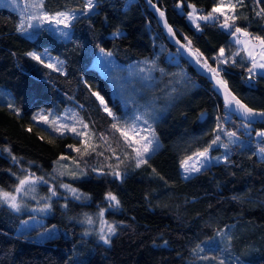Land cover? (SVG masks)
Listing matches in <instances>:
<instances>
[{
  "label": "trees",
  "instance_id": "1",
  "mask_svg": "<svg viewBox=\"0 0 264 264\" xmlns=\"http://www.w3.org/2000/svg\"><path fill=\"white\" fill-rule=\"evenodd\" d=\"M151 2L164 13L177 38L199 53L195 56L202 65L207 63L205 68L215 69L218 79L226 81L246 106L264 112V73L252 72L255 80L245 81L250 62L230 38L235 27L264 38V0H229L230 6L235 5L228 12L230 28L221 27L224 16L212 13L222 0ZM189 5L201 15L218 14L219 20H203L197 29L187 20ZM43 6L49 13H79L67 38L46 27L30 28L26 34L18 30L20 14L0 7V189L13 192L26 175L53 176L55 184H68L88 200L59 193L45 226L60 233L44 240L23 229L29 219L26 213L0 201V264H193L200 248L205 247V254L207 248L217 249L207 242L221 231L226 232L228 246L220 261L264 264V154L259 151L264 140L254 137L264 131V119L245 123L231 113L207 78L169 43L143 0H96L90 13L83 12V0H44ZM101 49L111 53L117 67L158 54L165 72L161 80L173 79L174 73L183 75H176L182 87L176 82L170 96L162 94L159 81L134 97L136 109L140 102L146 111L155 106L152 128L159 141L140 167L133 148L93 95L98 93L119 120L133 119L136 110L123 108L107 76L93 65ZM29 53L39 55L43 63ZM43 53L57 58L62 70L45 67ZM170 53L178 60L168 58ZM39 110H51L53 116L75 112L94 135V145L82 152L74 134L33 120ZM229 132L236 133V141L226 140ZM217 135L225 149L212 144ZM205 149L215 160L182 178L183 159ZM62 156L73 158L88 175L78 180L58 175ZM95 166L106 173L96 175L91 169ZM114 169L119 178L110 177L108 171ZM39 189L48 194V188ZM108 193L119 200L117 211L108 210ZM100 209H106L105 218L116 226L108 245L85 237L80 224Z\"/></svg>",
  "mask_w": 264,
  "mask_h": 264
},
{
  "label": "rangeland",
  "instance_id": "2",
  "mask_svg": "<svg viewBox=\"0 0 264 264\" xmlns=\"http://www.w3.org/2000/svg\"><path fill=\"white\" fill-rule=\"evenodd\" d=\"M35 2H38V0H0V7H8V8H11V9L17 11L21 16L22 22L25 23V26L27 25V23H32L33 25H35L37 23V21L28 20V16L30 14H33V13L38 11L36 8L31 7V5ZM43 2H44V0H43ZM83 3H84V0H83ZM42 10L44 12H46L49 16H55L57 13H59V12L49 13L44 9V6H43ZM222 11L225 13L226 16H228V12L231 11V6L229 4V0H223ZM62 12H70L76 16L79 14L78 12H73V11H62ZM83 12H85L84 8H83ZM86 13H90V12H86ZM190 13H193V7L189 8V11L187 12L186 17H187V20L189 21V23H191V25L196 27V24L193 23V20L190 19V17H189ZM217 13L220 14L219 12H217ZM195 15L196 16H205V15L199 14L197 12L196 8H195ZM73 21L74 20L71 21L69 27H67V28H65L63 26V24L56 25V24H49L47 22H45L42 27H46L49 31H52L55 35L63 37V39H64V37L67 38L69 36V34H68L70 32L69 29H70ZM201 21H203V19L197 20L196 23H199ZM29 29L30 28H27L26 31H24V33L27 34ZM61 32L67 33V37L64 35H61ZM254 42L260 44V42L257 40H255ZM161 49H162V45L159 44L158 51L160 52ZM157 55L154 57V59L140 60V61L134 62L130 65L124 66V67H117L116 64L114 63V58L112 56H105L104 51H103V53L99 52L97 54L95 60L93 61V65L96 66L109 79V81L111 83V88H112L113 94L117 95L120 98L121 103L123 105V108L126 106L127 107L131 106L133 109L136 110L133 119H131L129 121H123V120L121 121L113 113L110 116L114 119L116 128H117V130L119 129L118 130L119 133L121 134L122 131L127 133V137H128L127 140H126L124 135H121V136H122L123 140L130 147L133 148V151H134V149H142V146L144 144H147L148 140L152 141L151 148L149 149L148 153L145 154V157H144L145 159L159 145V141H158L156 134L152 128V120L155 116V112H154L155 106L154 105L149 106V109L146 111L145 110L146 104L144 102H140L139 108L136 109L133 106V101L135 100L134 97L137 94V92L144 90L146 87L151 86L155 82H159V81L161 82L162 94L164 96H170L171 94H173L176 91L177 84H175V83L176 82H178L179 84L181 83V81L179 82V81L175 80L176 75L178 76V78L183 76L182 74L174 73L176 75L173 76L174 77L173 79H171V80L167 79L165 81L161 80V77L165 74V72H164V69L158 64ZM169 56L170 57H168V58H171L172 54L170 53ZM41 57H43V59L45 60V62L47 64L53 65V67H51V68L60 69L59 71L62 70L61 69V67H62L61 63L57 58H55L52 55L47 54V53H43L41 55ZM174 59L178 60L177 57L171 58V60H174ZM141 69H143V71H141ZM181 87H182V85L180 84V88ZM1 98H2V96L0 95V99ZM99 103H100V101H99ZM100 105L105 110L106 104L102 105L100 103ZM36 114H35L36 116H44L47 118L48 122H45L44 120H41V119H37L36 121H38V122H40V123H42L48 127L53 128L54 126H53L52 121H55V123H54L55 128L62 131V132L68 131L71 134H74L75 136H77L75 134V132L83 133L82 135L77 136L80 139V144H81L80 148H81L82 152H86L85 150H87L88 148H90L91 146L94 145V143H95L94 135L91 133V131L88 128L84 127L85 124L80 119H78L75 112L63 111L60 115L53 116L54 113L51 110L47 111V113L44 110H39L38 112H36ZM63 126H66V127H63ZM71 128H75V132L70 131L69 129H71ZM133 129H134V131H133ZM246 129H249V126H247ZM258 132H262V131H257L255 133V136H254L255 140H257V141L264 140V137L257 136ZM142 137H145L146 139L142 140L141 139ZM226 140L228 142H234V141H236V137H233L231 139L229 137H226ZM216 145L220 146L221 149H225V146H224L225 144L223 142L218 141L216 143ZM199 152H203V151H199ZM209 156H210L209 153H207V159H205V158L197 156V153H195V154H192V155L184 158L182 162L188 160L189 166L192 165L193 163H196L198 167L200 166V164H203L204 167H206L211 162V160H215L214 158H210ZM134 157H135V161H136V157H137L136 151H134ZM189 157H191L192 159L189 160ZM74 164H75V161L73 158H70L69 160L63 159L60 162H58V164H57L58 167L56 169V172L58 173V175L60 173V175L67 180L83 179L85 176L88 175L86 169L80 168ZM181 165H182V163H181ZM181 165H180V172H181L182 178H184L185 176H188V178H189V177L195 175L196 172L186 173L184 168L181 167ZM91 169L96 173V175H102V173H106V171H103L102 169H100L99 166L98 167L97 166L92 167ZM114 172H118V171L116 169L108 171V173H110V177L117 178L115 175L112 174ZM61 173H63V174H61ZM33 178H37V177H33ZM54 178L55 177L50 176L47 179H43V181H47V183L38 182L37 184H35L34 185V187H35L34 192H29L27 194H17V193H15V190L13 192H9V193H13V194L17 195V201L21 205L20 210L15 211V212L21 213V214L26 213L29 217V219L24 222L23 229L26 232L32 233L35 238L41 239V240H44L48 237H52V236L60 233V230H58L55 227L48 229L45 226V218L47 216H49L51 214V211H52L51 210L52 201L57 195H59V193H62L63 195L71 197L77 201L85 202L88 200L85 195L79 193L76 190V195H78L80 197L79 199H77L76 195H74L68 189H65L64 187H62V185H64L65 183L60 182L58 184H55ZM41 186L48 188V194H42L41 193V190L39 189V187H41ZM50 189H54L57 194L52 195V192L50 191ZM106 201L108 204V210H111V211H117L118 210V207H116L113 204V202H110L107 199H106ZM3 204L8 207V205L6 203H3ZM101 211H103L102 217L100 215ZM105 212H106V209H100L96 213L86 215V217L81 221L80 224H82L84 226L85 237L94 238L98 243L103 244V245H108V244H104V242L100 239V234H101L102 228L104 229V234L108 235L107 230H106V224L103 222H107V224H111L114 226H115V224L108 221L105 218ZM89 217L92 218V221H93L92 224H88L86 222ZM115 228H116V226H115ZM85 233H88V234L86 235ZM225 233H226L225 231L217 232L215 234V236L212 237V239L207 242V245L209 247H211V246L217 247V249L207 248L208 252H206V253H208V254L202 253L205 250V247H202L203 251L198 250L194 254L195 260H194L193 264H220V259H222V257H224V255H225V254L223 255L222 251L224 249H226V247L228 246V241L224 237ZM112 236L113 235H111L109 237V239ZM215 251L217 253H215ZM213 253H215V254L211 255ZM202 256H206L207 259H201L200 257H202ZM213 259H214V261H212Z\"/></svg>",
  "mask_w": 264,
  "mask_h": 264
},
{
  "label": "snow or ice",
  "instance_id": "3",
  "mask_svg": "<svg viewBox=\"0 0 264 264\" xmlns=\"http://www.w3.org/2000/svg\"><path fill=\"white\" fill-rule=\"evenodd\" d=\"M149 2H151V0H149ZM222 5H223V0H222L221 4L217 5L216 7H214L212 9V13L219 12L220 15H223L225 17V22L223 24H221V27H223V28L233 27V25H229L227 23V21L229 20V17L226 16L225 13L222 11ZM95 6H96V0H84V10H85V12H91L94 9ZM31 7L36 8L38 11L33 13V14H30L28 16V20H30V21L31 20H35V21H37V23L35 25H33L32 23H27V25L25 26V23L22 22L19 25V29H18V30H20L22 32L26 31L27 28L42 27L45 22H47L49 24H56V25L63 24V26L65 28H67V27H69V25H70L72 20L77 19L76 15H74L73 13H70V12H59L55 16H49L46 12H44L42 10L43 9V0H38V2L33 3L31 5ZM153 7H155V5H153ZM189 7H193V13H190L189 17H190V19L193 20V23L196 24L197 29H199V27H200V25L198 23H196L197 20L203 19L205 21H208V20H215L216 19V17L213 16L212 13H209L206 16H196L195 15L194 6L189 5ZM231 7L235 8V5H232ZM157 11H159V9H157ZM261 12H264V9H261ZM261 12H258L257 15H260ZM160 16H161V18H163V16H164V13L162 11L160 12ZM232 19H235V17H232ZM165 27L168 29L169 34H172V29L170 27H168L167 23H165ZM236 33H241L245 37L250 36V33H248L247 31L242 30L240 27H235L234 28L233 35L235 36ZM61 35L67 36V33L61 32ZM252 39L259 41L260 45L264 46V38H261L259 36H255V37H252ZM235 42L237 44H245V45L250 43V41H241L238 37H236ZM190 43L191 42L189 41V44ZM181 47H183V45H181ZM224 51L225 50L223 48L220 49V55L221 56L224 55ZM101 52L103 53V49H101ZM29 55L32 57V59L43 63V61L41 60L39 55H37L35 53H29ZM104 55L105 56H111V53H104ZM193 55L198 56L199 53L195 52V53H193ZM249 56L252 57V53L251 52H249ZM262 58H264V57H262ZM252 60H253L252 67L248 68L249 73H252L253 69L257 68V67H259L261 69H264V63H260V64L256 63L254 57H252ZM197 62L198 63L200 62L199 59H197ZM221 62L222 63H226L227 61H221ZM44 66L45 67H53V65H51V64H45ZM203 66L204 67H208L206 62L204 63ZM53 70L59 71L60 69L53 68ZM208 70L212 71L214 73V78H215V76L219 75V73L215 69L208 68ZM141 71H143V69H141ZM217 83L225 90V104H226V106L230 107L233 104V102H234L235 105L237 106V111L246 120H251L253 117H256V116L264 117V112H255V111H253V109L248 108L246 105L242 104L239 100L236 99L235 96H232L231 93L228 92V90H227V82L226 81L217 80ZM93 95L96 96V98L100 101V103L102 105L105 104L104 99L98 93H93ZM105 111H107L109 115H112L111 110L108 109L106 105H105ZM37 119H41V120H44L45 122H48L47 118L44 117V116H33V120H37ZM52 123L54 124L55 121H52ZM63 127H66V126H63ZM84 127L87 128L88 126L84 125ZM113 127L115 128L116 125L113 124ZM245 127H247V125H245ZM55 130H57V129L54 128V131ZM69 130L75 132V128H71ZM133 131H134V129H133ZM75 134L77 136H79V135H82L83 133L75 132ZM61 135H63V133H61ZM121 135H124L126 140L128 139L126 132L122 131ZM227 135H228V137L230 139L233 138V137H236V133L235 132H229V133H227ZM257 136L264 137V131L258 132ZM141 139L143 140V139H146V138L142 137ZM219 140H220V137H219V135H217L215 137V139L212 141V144H216ZM151 145H152V141L148 140L147 144H144L142 146V149H134V151L137 152L136 167H140L141 164L147 163V160L144 157H145V154L148 153L149 149L151 148ZM224 146L227 147V145H224ZM77 151H78V149H77ZM259 151H260L261 154H264V147H261L259 149ZM207 153H208V149H205L203 152L197 153V156L207 159ZM15 159L16 158L13 157L14 161H15ZM61 159H66V157L62 156ZM191 159L192 158L189 157V160H191ZM181 167L184 168L186 173H191V172H199L200 169L202 167H204V165L200 164V166L198 167L196 163H193L192 165L189 166L188 160H186V161L182 162ZM61 174H63V173H61ZM112 174L115 175L117 178H119L121 176V174L119 172H114ZM184 178L188 179V176H185ZM38 182L47 183V181H43L42 178H33V176H31V175H26L23 178L19 179V183H18V186L15 189V193H17V194H27L29 192H34L35 191L34 185L37 184ZM62 187H64L65 189H68L74 195H76V189L71 188L67 184L62 185ZM50 191L52 192V195H56L57 194L54 189H50ZM76 198L79 199L80 197L78 195H76ZM106 199L109 200L110 202H113V204L116 207H119L120 202L117 199V197L115 195H113L112 193H108L107 196H106ZM0 201H2L3 203H6L8 205V207L11 208L13 211H19L20 210L21 205L17 201V195H15L13 193L5 192L2 189H0ZM100 215H101V217L103 216V211H101ZM86 222L88 224H92L93 223L92 218L89 217ZM103 223L106 224V230H107V234L108 235L104 234V229L102 228L101 229V234H100V239L104 242V244H109L110 243L109 237L111 235L115 234L116 228H115L114 225L107 224V222H103ZM85 234L87 235L88 233H85ZM199 251H203V249L200 248ZM200 258L201 259H207L206 256H202ZM220 264H224V261L221 260Z\"/></svg>",
  "mask_w": 264,
  "mask_h": 264
},
{
  "label": "water",
  "instance_id": "4",
  "mask_svg": "<svg viewBox=\"0 0 264 264\" xmlns=\"http://www.w3.org/2000/svg\"><path fill=\"white\" fill-rule=\"evenodd\" d=\"M143 2L147 6V8L151 11L153 16L155 17L157 23L159 24L160 28L162 29V31L165 34V36H166L167 40L169 41V43L171 45H173L179 51V53L188 61L190 67L198 75H201V76H204V77L207 78L209 83H211L212 86L214 87L216 93L219 95V97L222 100V102L225 104V90L217 83V80H219L218 77L215 76V78H214V73L212 71H209L200 62L199 63L197 62L196 56L193 55V52L189 49L188 46H186L182 41H180L177 38V36L175 35L173 30H172V34H169L168 29L165 27V23H167V21L165 19V16H163V18H161V16H160L161 10L159 9V11H157L158 8L156 6L153 7V5H155V4L153 2H149V0H143ZM167 25H168V27H170V25L168 23H167ZM181 45H183V47H181ZM227 90H228V92L231 93L232 96H234L232 94V92L228 89V87H227ZM237 100H239V99H237ZM241 103L244 104L243 102H241ZM225 106H226V104H225ZM226 107L229 109V111L231 113L235 114L242 122H245V123L246 122H251V121H254V120H258V119H264V117L256 116V117H253L251 120H246L237 111V106L235 105L234 102H233V104L230 107L229 106H226ZM253 111H255V112H263V111H257V110H253Z\"/></svg>",
  "mask_w": 264,
  "mask_h": 264
},
{
  "label": "crops",
  "instance_id": "5",
  "mask_svg": "<svg viewBox=\"0 0 264 264\" xmlns=\"http://www.w3.org/2000/svg\"><path fill=\"white\" fill-rule=\"evenodd\" d=\"M236 37H238L241 41H250V43H248L247 45L237 44L235 42ZM230 38L235 43L237 49L241 50L245 58L250 62V67H252V63H253L252 57L255 58L256 63L258 64L264 63V58H262L264 57V46H261L259 43L254 42L255 40L247 39L241 33H236L235 36L232 33ZM249 52L252 53V57L249 56ZM253 73H264V69H261L259 67L254 68Z\"/></svg>",
  "mask_w": 264,
  "mask_h": 264
},
{
  "label": "built area",
  "instance_id": "6",
  "mask_svg": "<svg viewBox=\"0 0 264 264\" xmlns=\"http://www.w3.org/2000/svg\"><path fill=\"white\" fill-rule=\"evenodd\" d=\"M199 12H203V9L201 8V9H199ZM209 13H211V12H209ZM215 17H216V20H219L218 19V14H215L214 15ZM252 37H254L252 34H250V36H248L247 38L249 39V40H254V39H252ZM254 76L255 75H253L252 73H246L245 75H244V78H245V81L246 82H248V83H252L255 79H254Z\"/></svg>",
  "mask_w": 264,
  "mask_h": 264
}]
</instances>
